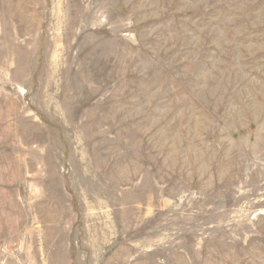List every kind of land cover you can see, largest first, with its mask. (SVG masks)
Here are the masks:
<instances>
[{
	"label": "rangeland",
	"instance_id": "374dc122",
	"mask_svg": "<svg viewBox=\"0 0 264 264\" xmlns=\"http://www.w3.org/2000/svg\"><path fill=\"white\" fill-rule=\"evenodd\" d=\"M0 264H264V0H0Z\"/></svg>",
	"mask_w": 264,
	"mask_h": 264
}]
</instances>
